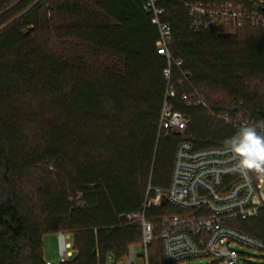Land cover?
I'll return each mask as SVG.
<instances>
[{
    "label": "trees",
    "instance_id": "trees-1",
    "mask_svg": "<svg viewBox=\"0 0 264 264\" xmlns=\"http://www.w3.org/2000/svg\"><path fill=\"white\" fill-rule=\"evenodd\" d=\"M259 2L159 0L167 60L140 0H0V264H46L43 238L60 233L61 264H122L142 242L125 216L168 188L181 142L230 147L238 130L213 114L264 124V29L194 32L187 9ZM164 103L182 134L160 130ZM177 212L145 210L148 264H165L157 219ZM232 226L264 243V209Z\"/></svg>",
    "mask_w": 264,
    "mask_h": 264
},
{
    "label": "built area",
    "instance_id": "built-area-1",
    "mask_svg": "<svg viewBox=\"0 0 264 264\" xmlns=\"http://www.w3.org/2000/svg\"><path fill=\"white\" fill-rule=\"evenodd\" d=\"M140 1L159 33L156 53L170 60L171 28L161 20L164 9L158 6L159 0ZM187 9L191 18L190 28L194 32L216 31L231 35L244 24L264 29V2L254 4L253 11L231 4L189 5ZM164 77L169 78L168 70ZM213 116L235 130L254 126L264 134V124L257 123L248 114L218 113ZM187 124L188 120L183 115L164 103L159 120L161 131L182 134ZM236 167L237 158L230 147L195 150L188 142L178 145L168 188L154 190V197L146 200L142 212L125 216L127 222L138 223L141 227L143 264H148L147 248L156 238L153 224L145 217V210L149 208L173 207L178 211L157 219V237L162 244L165 264L191 261L239 264L250 259L243 250L264 254V243L232 226L235 221L245 222L258 217L264 209V175L255 172L244 175L235 171ZM68 240L67 234H58L59 264L73 255ZM135 261V250L131 246L122 264H135Z\"/></svg>",
    "mask_w": 264,
    "mask_h": 264
},
{
    "label": "clouds",
    "instance_id": "clouds-1",
    "mask_svg": "<svg viewBox=\"0 0 264 264\" xmlns=\"http://www.w3.org/2000/svg\"><path fill=\"white\" fill-rule=\"evenodd\" d=\"M230 150L237 158L235 171L264 174V134L254 126L241 127L230 140Z\"/></svg>",
    "mask_w": 264,
    "mask_h": 264
},
{
    "label": "rangeland",
    "instance_id": "rangeland-1",
    "mask_svg": "<svg viewBox=\"0 0 264 264\" xmlns=\"http://www.w3.org/2000/svg\"><path fill=\"white\" fill-rule=\"evenodd\" d=\"M69 242V240H68ZM136 261L135 264H143V248L138 245L134 247ZM243 252L250 257L246 262L240 261L239 264H264V254L255 252L253 250H243ZM43 256L52 264H59V243L57 235H48L43 238ZM180 264H207L205 261H191Z\"/></svg>",
    "mask_w": 264,
    "mask_h": 264
},
{
    "label": "crops",
    "instance_id": "crops-1",
    "mask_svg": "<svg viewBox=\"0 0 264 264\" xmlns=\"http://www.w3.org/2000/svg\"><path fill=\"white\" fill-rule=\"evenodd\" d=\"M67 236H68V239H69V244H70V236L67 234ZM57 238H58V235H57ZM59 243V242H58ZM43 258H44V256H43ZM44 261L46 262V263H50V264H52L48 259H45L44 258Z\"/></svg>",
    "mask_w": 264,
    "mask_h": 264
}]
</instances>
